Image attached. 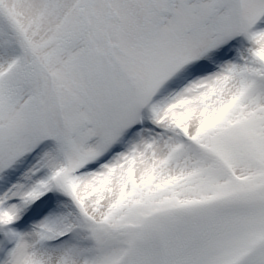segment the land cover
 Returning <instances> with one entry per match:
<instances>
[{
	"label": "snow or ice",
	"instance_id": "6c2138e0",
	"mask_svg": "<svg viewBox=\"0 0 264 264\" xmlns=\"http://www.w3.org/2000/svg\"><path fill=\"white\" fill-rule=\"evenodd\" d=\"M0 264H264V0H0Z\"/></svg>",
	"mask_w": 264,
	"mask_h": 264
}]
</instances>
